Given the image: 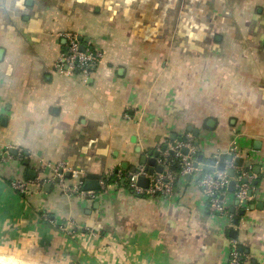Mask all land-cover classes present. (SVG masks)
Returning <instances> with one entry per match:
<instances>
[{"label": "crops", "instance_id": "0c3cea01", "mask_svg": "<svg viewBox=\"0 0 264 264\" xmlns=\"http://www.w3.org/2000/svg\"><path fill=\"white\" fill-rule=\"evenodd\" d=\"M68 31L103 52L85 81L54 70ZM186 135L204 165L235 147L251 168L255 189L233 226L208 211L199 174L177 177L166 198L135 197L120 181L88 200L47 167L64 165L69 186L79 181L70 172L100 182ZM229 239L243 264H264V0H0V253L227 264Z\"/></svg>", "mask_w": 264, "mask_h": 264}, {"label": "built area", "instance_id": "2783aa9c", "mask_svg": "<svg viewBox=\"0 0 264 264\" xmlns=\"http://www.w3.org/2000/svg\"><path fill=\"white\" fill-rule=\"evenodd\" d=\"M58 39L64 42L63 51L54 64V70L59 75L65 77H79L82 80L89 79L96 71L98 65L103 59V52L94 49L89 43H83L81 36L75 32H63L57 35ZM84 47V50L81 49ZM9 148H4L1 152L9 156ZM186 151V154H183ZM237 151L232 147L227 156L231 160L216 159L214 165H204L198 162V148L195 140L191 135L175 140L165 149L158 148V157L156 158L157 166L162 168L161 172H153L150 174L145 167L140 165L133 172H124L116 170L109 173L106 178H102L99 182L100 190L106 185V181L110 177H114L115 183L123 181L127 185L128 191L135 197L147 198H166L172 194L174 181L177 177H185L193 174H199L198 186L206 198L208 211L216 217L224 218L233 226V223L240 218V214L246 208V203L251 199L254 191V175L251 173L249 166L237 167L235 160L237 159ZM224 164V169L219 170L220 164ZM178 165L179 172L173 171V166ZM51 178L57 180L59 186L71 196L80 197L88 200H95L96 191H83L82 187L86 179L76 172H70L72 178H78L77 184L69 186L66 183L64 173L68 172L64 165L47 166ZM212 169L211 172L206 169ZM206 171V174H202ZM231 171L230 176L228 172ZM42 172H38L40 175ZM145 178L148 183L147 187L138 186V180ZM234 183V191L228 190L229 185ZM30 183L27 181L15 180L11 183V188L19 194L26 195L29 193ZM233 195L236 206L231 210L226 203V196ZM231 210V211H230ZM47 219L48 217L45 216ZM72 223H68V225ZM63 230L76 235L82 234L81 231L67 230L66 225ZM94 236L93 231L86 232ZM243 254L239 250L238 243L235 239H229L227 264H243Z\"/></svg>", "mask_w": 264, "mask_h": 264}, {"label": "water", "instance_id": "95a60500", "mask_svg": "<svg viewBox=\"0 0 264 264\" xmlns=\"http://www.w3.org/2000/svg\"><path fill=\"white\" fill-rule=\"evenodd\" d=\"M80 39H81V41H83L82 38H80ZM81 49L84 50V47L81 46ZM189 132H191V129H189ZM194 135H195V134H194ZM173 139H174V138H173ZM9 154H11V155H17V150L12 149V150H10ZM183 154H186V151H183ZM151 155H152V154H151ZM157 157H158V154H154L153 157H152L150 160H148V162H147L146 158H144V157L141 159V165H146V164H147L145 170L148 171L150 174L153 173V170H151V169L155 166V160H156ZM224 157H225V156L222 155V156L220 157V159H224ZM226 159H227V160H231V157L227 156ZM198 162H200V163L202 162V158H201V157H198ZM214 163H215V160H212L211 163H210V165H214ZM25 164H27V162H25ZM242 164H243V160H242L241 158H237V159L235 160V165H236L237 167H241ZM125 167H126V166H123V168H125ZM149 167H151L150 170H149ZM223 169H224V164L222 163V164H220V166H219V170H223ZM133 171H134V169L131 170V172H133ZM161 171H162V168H161V167H158V168H156V170H155V172H158V173L161 172ZM206 171L211 172L212 169L207 168ZM228 174L231 176V175H232V172L229 171ZM147 183H148V181H147L145 178H140V179L138 180V186H140V187L146 188V187H147ZM82 190H83V191H96V192H99V191H100V185H99V182H98L97 180H90V179L85 180V181H84V184H83V187H82ZM228 190H229L230 192H233V191H234V183H231V184L229 185ZM235 223H237V221H236ZM230 236H231V237H235L236 234L233 232V233L230 234Z\"/></svg>", "mask_w": 264, "mask_h": 264}, {"label": "rangeland", "instance_id": "374dc122", "mask_svg": "<svg viewBox=\"0 0 264 264\" xmlns=\"http://www.w3.org/2000/svg\"><path fill=\"white\" fill-rule=\"evenodd\" d=\"M6 260V261H5ZM0 261H2L4 264L5 263H16V261H21V262H29V263H32L30 261H27V260H21V259H18L17 257H11V256H8L6 254H2L0 253Z\"/></svg>", "mask_w": 264, "mask_h": 264}, {"label": "trees", "instance_id": "16d2710c", "mask_svg": "<svg viewBox=\"0 0 264 264\" xmlns=\"http://www.w3.org/2000/svg\"><path fill=\"white\" fill-rule=\"evenodd\" d=\"M173 171H175V172H179V170H180V168H179V166L176 164V165H174L173 166ZM207 172L206 171H204L202 174H206ZM108 181H106V183H108L109 184V182L110 183H114V182H116V180L114 179V177H111V178H109V179H107ZM117 184H120V181L119 182H117Z\"/></svg>", "mask_w": 264, "mask_h": 264}, {"label": "bare ground", "instance_id": "6f19581e", "mask_svg": "<svg viewBox=\"0 0 264 264\" xmlns=\"http://www.w3.org/2000/svg\"><path fill=\"white\" fill-rule=\"evenodd\" d=\"M6 261V260H5ZM17 262V261H16ZM21 262V261H20ZM0 264H4L2 261H0ZM5 264H16L15 261L14 263H5ZM21 264H36V263H29V262H21Z\"/></svg>", "mask_w": 264, "mask_h": 264}, {"label": "clouds", "instance_id": "9594fccd", "mask_svg": "<svg viewBox=\"0 0 264 264\" xmlns=\"http://www.w3.org/2000/svg\"><path fill=\"white\" fill-rule=\"evenodd\" d=\"M16 264H21V262L20 261H17Z\"/></svg>", "mask_w": 264, "mask_h": 264}]
</instances>
